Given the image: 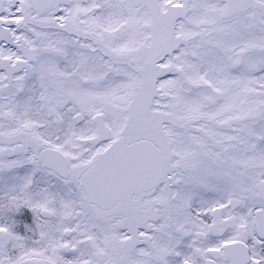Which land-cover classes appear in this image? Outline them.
<instances>
[{"label": "snow or ice", "instance_id": "6c2138e0", "mask_svg": "<svg viewBox=\"0 0 264 264\" xmlns=\"http://www.w3.org/2000/svg\"><path fill=\"white\" fill-rule=\"evenodd\" d=\"M0 264H264V0H0Z\"/></svg>", "mask_w": 264, "mask_h": 264}]
</instances>
